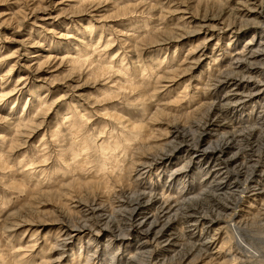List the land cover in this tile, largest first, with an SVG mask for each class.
Here are the masks:
<instances>
[{"label": "rangeland", "instance_id": "1", "mask_svg": "<svg viewBox=\"0 0 264 264\" xmlns=\"http://www.w3.org/2000/svg\"><path fill=\"white\" fill-rule=\"evenodd\" d=\"M263 143L264 0H0V264H264Z\"/></svg>", "mask_w": 264, "mask_h": 264}, {"label": "bare ground", "instance_id": "2", "mask_svg": "<svg viewBox=\"0 0 264 264\" xmlns=\"http://www.w3.org/2000/svg\"><path fill=\"white\" fill-rule=\"evenodd\" d=\"M260 2H258V0H253V4H255V5H257V6H259V7H262V2H263V0H259ZM211 19H213V18H211ZM214 20H215V18H214ZM219 22H223V20L222 21H219ZM201 25H204V24H200V26ZM214 25V24H213ZM208 26V25H207ZM211 26V25H210ZM215 26V25H214ZM220 27H221V25H220ZM205 28V27H204ZM224 28V27H223ZM227 28V27H226ZM212 29H214V27L212 28ZM216 30V29H215ZM220 30V29H219ZM204 31H205V29H204ZM209 31H211V30H209ZM213 34V33H212ZM203 56V55H202ZM237 84V83H236ZM6 95H8L7 93H2V96H1V98L3 97V96H6ZM244 96V95H243ZM17 123H18V125H20L19 123H22V121L21 120H19V118H18V120H17ZM16 123V124H17ZM134 127H137V131H140V129H139V127L138 126H134ZM135 129V128H134ZM132 130H133V127H132ZM132 133H133V131H131ZM202 134H200L199 135V139H200V137L202 138ZM140 138V137H139ZM142 139V138H141ZM140 139V140H141ZM124 140V139H123ZM125 142H129L130 141V139H125L124 140ZM142 141H143V139H142ZM139 142H141V141H139ZM198 141H193V143L191 144L192 146H194L193 148H198ZM201 143V142H200ZM130 145V144H129ZM228 143H219V144H216V146H209L207 149L206 148H203V149H200V156H204V155H206V156H209V158H210V156H212L213 158H215V159H219V158H223V155H222V153L225 151V149L226 148H228ZM262 148H264V143L261 145V146H259V152L261 151V149ZM197 151H199V149H197ZM257 151H258V149H257ZM191 153H193V152H191ZM195 153V152H194ZM205 158H207V157H205ZM208 158V159H209ZM234 160H235V158H234ZM221 168V167H220ZM207 170V169H206ZM210 173V172H209ZM225 173H228V172H225ZM208 174V173H207ZM208 176V175H207ZM225 178V176L223 177V178H221L220 180H223ZM226 179V178H225ZM213 184L214 185H216V187H219L220 186V184H219V181H217V177L216 176H214L213 177ZM151 191V190H150ZM176 194H178V192H176ZM253 194H257V193H253ZM144 195V194H143ZM180 195H181V193H180ZM179 194H178V196H180ZM141 197H142V195H141ZM143 199V198H142ZM163 200V199H162ZM166 200H168V199H166ZM169 202V201H168ZM163 203V202H162ZM164 203H166V202H164ZM170 205H172V203L170 204ZM181 206V205H180ZM167 208V209H166ZM170 208V206H169V204L168 203H166V204H163V205H160V207L158 208V210L159 211H161V213H164L165 211V209H166V211L168 210ZM141 209V206H139V202H137V204H135L134 206H132V208L130 209V211H129V213H130V216L131 217H133L134 216V214L136 215L137 213H139L138 211ZM183 209V208H182ZM189 208H187V210H188ZM193 210V209H192ZM164 211V212H163ZM167 213H169V212H167ZM194 213V212H193ZM160 214V213H159ZM162 215V214H161ZM185 215V214H184ZM192 216V215H191ZM191 216L190 215H186V217H188V218H185L186 219V221H185V223H188V224H190L189 226H192L194 229H196V228H198L197 227V224H200V222H203V223H205L206 221H205V219H204V217L202 216L201 218H198L196 221H194V220H191ZM190 217V218H189ZM193 217V216H192ZM128 219V218H127ZM184 219V218H183ZM182 219V220H183ZM160 220V219H159ZM205 222H204V221ZM155 221V220H154ZM194 221V222H193ZM197 222V223H196ZM212 222L213 221H211V224H212ZM184 223V224H185ZM196 223V224H195ZM163 224V223H162ZM210 224V225H211ZM161 225V224H160ZM156 226V225H155ZM164 226V225H163ZM167 226V225H166ZM200 226H201V228L202 229H206L205 228V226H203L202 224H200ZM61 227V226H60ZM131 227L132 228H134V229H138V228H140L141 227V221H139V220H137L136 222H132V224H131ZM59 228V227H58ZM151 229V228H150ZM59 232V231H58ZM165 232H164V230H163V227H161L160 229H158L157 230V232L155 233V236H153L154 238H158V239H160L161 240V242L164 244V242H167V243H169L168 242V239H166L165 237V234H164ZM194 233V232H193ZM57 234H59V233H57ZM145 235L146 236H149V233L148 232H146L145 231ZM205 235V234H204ZM73 236H76V235H73ZM69 232H65V233H63L62 235H60L59 237L61 238V237H63L61 240H62V242L63 243H66V241H67V239H70V238H72L73 237ZM139 236V235H138ZM143 237V236H142ZM189 237H191V236H189ZM198 238V237H197ZM216 239V238H215ZM215 239H211V241L210 242H208V243H211L212 242V245H214V247L213 248H216V246H217V241L215 240ZM200 240V239H199ZM60 241V240H59ZM216 241V242H215ZM113 242V241H112ZM167 243H165L164 244V246H166V244ZM199 244H202V245H206V241H204V242H200ZM107 247H108V245H107ZM151 247V246H150ZM202 247L203 246H201L200 248L202 249ZM155 248V247H154ZM166 248V247H165ZM88 257V256H87ZM79 259V258H78Z\"/></svg>", "mask_w": 264, "mask_h": 264}]
</instances>
